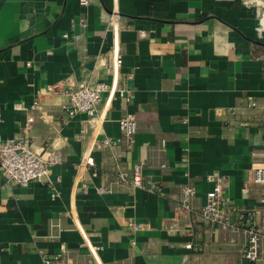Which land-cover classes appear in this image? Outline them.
<instances>
[{
  "label": "crops",
  "instance_id": "crops-1",
  "mask_svg": "<svg viewBox=\"0 0 264 264\" xmlns=\"http://www.w3.org/2000/svg\"><path fill=\"white\" fill-rule=\"evenodd\" d=\"M87 2L0 0V138L27 139L61 158L25 187L0 169V264L54 256L56 264H249L239 250L242 229L262 214V187L250 176L264 163V29L257 19L264 0ZM112 26L122 56L118 85L130 102H108L103 93L93 119L69 118L65 91L110 81ZM51 84L62 91L47 94ZM130 114L137 126L131 145L118 125ZM104 138L115 146L101 147ZM137 163L152 191L113 184L116 171L130 174ZM213 175L226 178L236 230L197 214ZM185 186L195 192L193 212L179 208Z\"/></svg>",
  "mask_w": 264,
  "mask_h": 264
},
{
  "label": "built area",
  "instance_id": "built-area-1",
  "mask_svg": "<svg viewBox=\"0 0 264 264\" xmlns=\"http://www.w3.org/2000/svg\"><path fill=\"white\" fill-rule=\"evenodd\" d=\"M80 6H86L87 0H78ZM259 30L264 29V11L257 16ZM78 25L81 28L85 27L84 19L78 20ZM112 42L111 49L105 62L106 71L110 78L107 82H96L93 84L79 83L74 88L66 92L67 102L62 106L63 112L67 117L72 118L77 114H85L88 118L93 119L96 115L98 105L101 101L103 93L108 94V102L115 97L130 102L131 94L118 85L119 73L122 65V56L119 51L118 30L114 26L111 28ZM63 39L80 40V35L69 37L68 34L62 36ZM47 94H54L62 91L59 84H51L45 89ZM248 106L254 107L255 103L248 100ZM37 102H34L26 116V124L29 125L34 121L33 113L37 109ZM119 128L124 135L127 143L131 145L135 135L137 126L133 115H127L121 118L118 122ZM116 140L104 138L100 142L101 147L111 148L115 146ZM61 162L60 154L57 150L46 148L40 152L31 147L27 139H1L0 138V169L6 181L19 186L25 187L33 181H40L46 178L49 170L56 164ZM87 165H93V160L88 157L85 160ZM160 167H164L163 164ZM143 164H134L130 174L122 171H116L114 185L130 186L131 188L143 189L152 191L153 183L147 180L142 175ZM208 180L213 183L211 190L206 194V202L197 213L202 220L211 223L214 226L226 229L236 227L230 225L229 218L236 211L237 207L223 192V186L226 184V178L222 175L209 176ZM250 182L253 185L261 186V192L258 202L261 207V218L258 223H248L243 229L244 235L243 244L239 250L240 261L248 262L249 264H264V163L256 164L252 167ZM102 191L109 192L110 189ZM195 192L191 187L185 186L183 195L179 203V208L186 212H193L190 205V200ZM52 197L54 194L51 195ZM130 228H140L139 224L130 223ZM60 251L64 252L63 247ZM58 256L44 257L42 264H56ZM66 264V263H64Z\"/></svg>",
  "mask_w": 264,
  "mask_h": 264
}]
</instances>
